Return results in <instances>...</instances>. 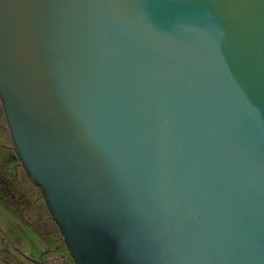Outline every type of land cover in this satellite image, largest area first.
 I'll use <instances>...</instances> for the list:
<instances>
[{
    "label": "water",
    "instance_id": "obj_1",
    "mask_svg": "<svg viewBox=\"0 0 264 264\" xmlns=\"http://www.w3.org/2000/svg\"><path fill=\"white\" fill-rule=\"evenodd\" d=\"M0 108L73 264H264V0H0Z\"/></svg>",
    "mask_w": 264,
    "mask_h": 264
},
{
    "label": "rangeland",
    "instance_id": "obj_2",
    "mask_svg": "<svg viewBox=\"0 0 264 264\" xmlns=\"http://www.w3.org/2000/svg\"><path fill=\"white\" fill-rule=\"evenodd\" d=\"M0 264H73L38 188L15 156L1 108Z\"/></svg>",
    "mask_w": 264,
    "mask_h": 264
},
{
    "label": "flooded vegetation",
    "instance_id": "obj_3",
    "mask_svg": "<svg viewBox=\"0 0 264 264\" xmlns=\"http://www.w3.org/2000/svg\"><path fill=\"white\" fill-rule=\"evenodd\" d=\"M3 181V180H2ZM6 182V180H4Z\"/></svg>",
    "mask_w": 264,
    "mask_h": 264
}]
</instances>
